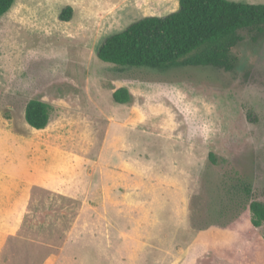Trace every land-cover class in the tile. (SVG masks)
<instances>
[{"label": "rangeland", "instance_id": "rangeland-1", "mask_svg": "<svg viewBox=\"0 0 264 264\" xmlns=\"http://www.w3.org/2000/svg\"><path fill=\"white\" fill-rule=\"evenodd\" d=\"M178 6L15 0L0 16V264H264V223L233 196L242 179L264 201V33L240 31L230 69L97 56ZM119 87L130 102L113 100ZM30 99L51 106L42 129L25 120Z\"/></svg>", "mask_w": 264, "mask_h": 264}, {"label": "trees", "instance_id": "trees-1", "mask_svg": "<svg viewBox=\"0 0 264 264\" xmlns=\"http://www.w3.org/2000/svg\"><path fill=\"white\" fill-rule=\"evenodd\" d=\"M15 0H0V16ZM71 6L64 7L58 18L70 20ZM252 38L264 33V3L234 0H179L175 11L166 15H146L121 31L104 38L97 49L98 58L121 67L166 69L175 65H214L230 69L231 49L241 40L240 31ZM117 103L132 99L126 87L112 93ZM51 106L30 99L24 111L25 120L33 128L42 129L49 121ZM213 154H210V158ZM242 180V179H240ZM234 184L233 196L251 213V224L264 223V201L251 197V186L242 180ZM242 194V195H241Z\"/></svg>", "mask_w": 264, "mask_h": 264}, {"label": "crops", "instance_id": "crops-1", "mask_svg": "<svg viewBox=\"0 0 264 264\" xmlns=\"http://www.w3.org/2000/svg\"><path fill=\"white\" fill-rule=\"evenodd\" d=\"M42 187L48 189V190H53V191H59V192H62L63 190H66L67 193L71 192V190H74L73 187H70L69 185H64V184H58L56 182H49V183H39ZM3 184H0V188H3ZM62 190V191H61ZM62 194H65V193H62ZM19 198L21 199L22 198V195L21 193L19 195ZM81 198V197H78V199ZM81 201H82V204L84 205L85 204V199L84 198H81Z\"/></svg>", "mask_w": 264, "mask_h": 264}]
</instances>
